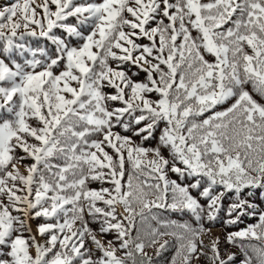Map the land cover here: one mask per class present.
<instances>
[{"label": "snow or ice", "instance_id": "snow-or-ice-1", "mask_svg": "<svg viewBox=\"0 0 264 264\" xmlns=\"http://www.w3.org/2000/svg\"><path fill=\"white\" fill-rule=\"evenodd\" d=\"M262 204L264 0L0 4V264H264Z\"/></svg>", "mask_w": 264, "mask_h": 264}, {"label": "trees", "instance_id": "trees-1", "mask_svg": "<svg viewBox=\"0 0 264 264\" xmlns=\"http://www.w3.org/2000/svg\"><path fill=\"white\" fill-rule=\"evenodd\" d=\"M11 2H13V0H0V4H8V3H11ZM151 143H152L153 146L155 145V141H152ZM165 154H167V153H165ZM257 202H259V201H257ZM262 207H264V204H262ZM171 218L180 219V217H178L176 215H173ZM248 222H253V221H248ZM205 226L206 227H211V228H215V227L221 228L223 230V232H224V236H225V233L227 231H235L236 230L235 227L226 228L224 226V224L222 223V221L221 222H214L213 224H206ZM93 227H95V225H93ZM239 227H244V225H239ZM108 238L111 239V237H108ZM225 248H227L230 251L239 253V249L234 248V247H232L230 245H227L225 243L224 237H223L222 242H221V249L223 250ZM152 251L153 250H150V254L152 253ZM173 254H174V249L170 248L167 252H165L163 254V256L161 258V261H160V264H165V262L170 261V259L173 256ZM198 264H210V262L207 259L202 257L201 260L198 262ZM237 264H239V258H238Z\"/></svg>", "mask_w": 264, "mask_h": 264}, {"label": "rangeland", "instance_id": "rangeland-1", "mask_svg": "<svg viewBox=\"0 0 264 264\" xmlns=\"http://www.w3.org/2000/svg\"><path fill=\"white\" fill-rule=\"evenodd\" d=\"M212 233L214 236H219L220 237V240L222 242V239L224 237V232L221 228H218V227H215V228H212ZM207 237H205V241L207 242ZM150 251V250H149Z\"/></svg>", "mask_w": 264, "mask_h": 264}]
</instances>
